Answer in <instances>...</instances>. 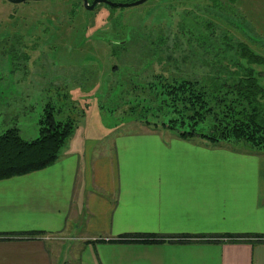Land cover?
<instances>
[{"label":"crops","instance_id":"0c3cea01","mask_svg":"<svg viewBox=\"0 0 264 264\" xmlns=\"http://www.w3.org/2000/svg\"><path fill=\"white\" fill-rule=\"evenodd\" d=\"M263 238L264 155L167 131L72 133L0 180V264H264Z\"/></svg>","mask_w":264,"mask_h":264},{"label":"rangeland","instance_id":"374dc122","mask_svg":"<svg viewBox=\"0 0 264 264\" xmlns=\"http://www.w3.org/2000/svg\"><path fill=\"white\" fill-rule=\"evenodd\" d=\"M182 16L191 40L177 34L176 42L168 41L181 70L206 72L200 60L212 64L217 55L224 65L236 59L233 47L239 43L264 60V0H147L111 13L101 5L86 11L80 0H0V133L15 127L21 139H34L46 104L57 111L56 119L74 121L75 136L152 130L127 112L122 90L128 82L165 74L144 37H171ZM205 24L213 28L212 37ZM249 68L264 87V64Z\"/></svg>","mask_w":264,"mask_h":264},{"label":"trees","instance_id":"16d2710c","mask_svg":"<svg viewBox=\"0 0 264 264\" xmlns=\"http://www.w3.org/2000/svg\"><path fill=\"white\" fill-rule=\"evenodd\" d=\"M87 1L90 3L92 0ZM101 6L110 13L117 9L103 4ZM75 8L77 6L73 4L69 12L73 13ZM165 8L169 13L173 7L168 5ZM167 18V21L171 20L169 15ZM183 18L177 21L176 33L173 32L171 37L160 35L150 40L145 35L144 39L151 41L149 48L153 58H150L160 61L165 74H151L149 80H138L137 84L128 82L122 90V98L128 105L127 112L144 126L152 130L159 127L160 131L170 132L185 142L264 155V87L259 85L249 68L251 65L264 64L263 58L239 43L233 47L236 59L223 65V58L217 55L218 59L212 64L200 60L202 67L210 69L206 72L183 71L168 47V41L178 40L177 34L191 40L192 31L187 30ZM204 29L207 36L212 37L211 25L205 24ZM115 33L120 34L119 31ZM223 46L232 49L225 40ZM155 50L160 51L162 57L153 55ZM186 61L187 57L181 56L179 63L185 64ZM194 65L191 63V67ZM56 112L50 104L43 107L37 121V136L32 140L21 139L15 127L0 133V180L42 170L56 161L75 126L69 117L56 119ZM122 241L160 242L147 238Z\"/></svg>","mask_w":264,"mask_h":264},{"label":"water","instance_id":"95a60500","mask_svg":"<svg viewBox=\"0 0 264 264\" xmlns=\"http://www.w3.org/2000/svg\"><path fill=\"white\" fill-rule=\"evenodd\" d=\"M6 1L12 4H18L24 1H40V0H6ZM146 1L147 0H136L130 3H118V2H111L109 0H92L88 5L87 0H81V5L84 10L91 11L98 4H104L109 7L127 8V7H135L141 5Z\"/></svg>","mask_w":264,"mask_h":264},{"label":"flooded vegetation","instance_id":"af4514ba","mask_svg":"<svg viewBox=\"0 0 264 264\" xmlns=\"http://www.w3.org/2000/svg\"><path fill=\"white\" fill-rule=\"evenodd\" d=\"M87 3H88V1H87ZM90 3H88V5H89ZM98 5H101V4H98ZM104 5V4H103ZM82 6V5H81ZM97 6V5H96ZM106 6V5H105ZM83 8V7H82Z\"/></svg>","mask_w":264,"mask_h":264},{"label":"built area","instance_id":"2783aa9c","mask_svg":"<svg viewBox=\"0 0 264 264\" xmlns=\"http://www.w3.org/2000/svg\"><path fill=\"white\" fill-rule=\"evenodd\" d=\"M262 241H264V238L262 239Z\"/></svg>","mask_w":264,"mask_h":264}]
</instances>
